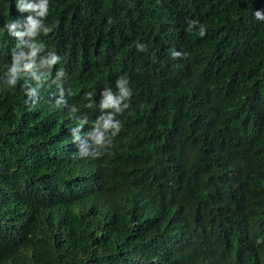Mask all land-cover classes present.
Segmentation results:
<instances>
[{"label":"trees","instance_id":"obj_1","mask_svg":"<svg viewBox=\"0 0 264 264\" xmlns=\"http://www.w3.org/2000/svg\"><path fill=\"white\" fill-rule=\"evenodd\" d=\"M257 10L264 0H49L51 31L21 37L41 18L0 0V264H264ZM109 94L117 106L103 107ZM118 120L114 137L105 122Z\"/></svg>","mask_w":264,"mask_h":264},{"label":"clouds","instance_id":"obj_2","mask_svg":"<svg viewBox=\"0 0 264 264\" xmlns=\"http://www.w3.org/2000/svg\"><path fill=\"white\" fill-rule=\"evenodd\" d=\"M16 9L17 11H25V10H29L32 12L36 13V17H39L41 19H37L34 18L32 15H29L27 18V24H26V32L24 33H18V35H20L21 37H23L24 35H27L29 37H35L41 34V32L44 35H47L51 29L50 27H44L41 30V23L43 20H45L48 16L49 13V0H40V3L38 4H32V3H28L25 5H20L18 3V0H16ZM255 17L257 19H264V14L261 13V11L257 10L254 13ZM197 21L195 20H190L188 21V27L189 30H192V26L196 25ZM6 29H11V28H15L16 24L9 22L7 25H5ZM206 34V28L201 24L199 25V35L200 37H203ZM43 44V43H42ZM137 50L139 51H146V48L143 44L138 43L136 45ZM37 47L32 46V51H31V56H34L36 51H37ZM183 54L181 52L178 51H171V56L173 58H178L181 57ZM60 61V57L55 53V52H51V58L47 61V64L49 66L55 64L57 61ZM26 68L31 69L33 67V65L31 63L25 65ZM18 69H14V75L13 78L9 81L10 85H15L16 80H15V71H17ZM61 71H63V69H61ZM38 79V78H37ZM128 83L127 79H118L117 80V84L120 87V98H130L132 96V90L130 88H125L124 84ZM36 94V89L32 88V89H28L27 90V95L29 97L34 96ZM25 103H27V101H25ZM118 105V99L116 97H113L111 94L108 95L105 103L103 104V107H109V106H117ZM127 107V106H126ZM117 111L120 112V110L117 108ZM122 113V112H121ZM112 126L116 129V131L113 133V136L115 137L121 128V124L120 121H116L115 124H110L109 122H105V127H109ZM103 140L102 136H98L97 137V143H101ZM103 154H97V155H93V157H99Z\"/></svg>","mask_w":264,"mask_h":264}]
</instances>
